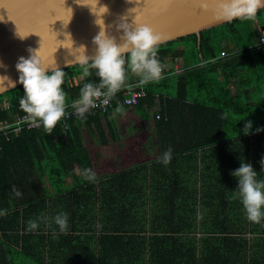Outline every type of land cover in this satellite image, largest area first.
Wrapping results in <instances>:
<instances>
[{"label":"trees","instance_id":"obj_1","mask_svg":"<svg viewBox=\"0 0 264 264\" xmlns=\"http://www.w3.org/2000/svg\"><path fill=\"white\" fill-rule=\"evenodd\" d=\"M263 25L264 7L158 44L169 67L128 69L106 112L0 136V264H264V218H247L231 174L246 160L264 180ZM63 70L69 102L99 84L94 68ZM126 89L142 91L136 104ZM23 91L0 95V121L29 115Z\"/></svg>","mask_w":264,"mask_h":264},{"label":"clouds","instance_id":"obj_2","mask_svg":"<svg viewBox=\"0 0 264 264\" xmlns=\"http://www.w3.org/2000/svg\"><path fill=\"white\" fill-rule=\"evenodd\" d=\"M207 3L208 0H201L203 7H207ZM213 3L214 11L228 21L254 19L258 9L264 6V0H213ZM55 20L57 19L51 22ZM96 23L100 25V31L93 37V43L96 45L95 55L92 57L86 55V46L81 44L77 47L80 51L75 57L80 64L94 68L100 78L98 85L86 83L80 89L76 112L81 117L91 107L96 106L97 98L104 97L103 102L108 103L109 99L124 86L128 69L139 75L142 80L159 79L161 75V66L157 59V44L160 37L154 33L150 25L139 23L133 28L127 22H121L117 27L123 29L122 43H117L116 38L105 31L104 23L101 25L97 20ZM49 30L51 31L50 28ZM34 33L42 37L40 49L43 36L38 32ZM39 49H29L30 55L20 56L15 65L19 73L18 82L24 89L19 104L35 123L42 124L46 131H51L65 113V95L61 87L65 71L58 66L51 67L45 64ZM56 50L57 48L54 53ZM0 66H3L2 62ZM6 78L11 81L12 86L17 83ZM252 125L253 121L246 120L242 131L248 134L252 130ZM261 130L260 127L256 128V131ZM170 158L169 149L164 153L161 162L167 164ZM260 163L264 170V157ZM258 173L246 160H241L240 166L231 172L237 178L238 195L247 218L253 222H260L264 218V180L257 179ZM54 222L61 231L68 227L66 214H57ZM37 226L36 221L29 222L30 229H36Z\"/></svg>","mask_w":264,"mask_h":264},{"label":"water","instance_id":"obj_3","mask_svg":"<svg viewBox=\"0 0 264 264\" xmlns=\"http://www.w3.org/2000/svg\"><path fill=\"white\" fill-rule=\"evenodd\" d=\"M61 4L70 13L64 22H51L49 28L53 32L49 34L48 13ZM214 6L213 0H208L207 7L202 6L201 0H0V76L17 81L12 86L10 80L0 77V95L21 85L15 67L18 58L28 57L29 49L40 47L42 37L34 32L22 35L23 28L34 27L43 36L39 49L43 62L63 69L80 64L75 57L81 44L86 46V55H95L93 37L100 31L96 20L104 23L105 31L117 43H122L123 29L117 27L121 22L133 28L139 23L150 25L160 37L158 44L190 34H196L199 41L201 31L228 22L214 11Z\"/></svg>","mask_w":264,"mask_h":264},{"label":"built area","instance_id":"obj_4","mask_svg":"<svg viewBox=\"0 0 264 264\" xmlns=\"http://www.w3.org/2000/svg\"><path fill=\"white\" fill-rule=\"evenodd\" d=\"M263 34L264 33L261 32V36L259 37L257 42L264 43V39H262V37H264ZM223 54L224 52L221 53V55ZM168 67L169 65L165 63L164 65L161 66V70L163 68L167 69ZM174 67L179 68V65L174 64ZM123 95L124 97L121 100L122 104L134 105L138 102L139 98L142 96V91L126 89ZM103 101H104V97L97 98L96 106L91 107L89 110H92L100 114L106 112L109 108L112 107V100L110 98L108 103H104ZM78 102H79V98L70 102L65 101V113L62 116V118L57 122L58 124H61L64 127V129L67 127L66 120H68L72 116L79 115L76 112V107L78 106ZM36 126H38V124L35 123L29 115H21V116L13 115L9 118L0 121V136H4L6 140H9L11 136L19 135L22 130L34 128Z\"/></svg>","mask_w":264,"mask_h":264},{"label":"snow or ice","instance_id":"obj_5","mask_svg":"<svg viewBox=\"0 0 264 264\" xmlns=\"http://www.w3.org/2000/svg\"><path fill=\"white\" fill-rule=\"evenodd\" d=\"M60 9H63V11L61 12ZM69 13H70V10L68 8H66L64 4L59 5V7L57 9H55L54 11H51V12L48 13L49 19H48L47 25H46L47 28H48L49 24L52 21V19H50V17H53L55 19H60V20H62L64 22L67 19ZM34 31H35L34 27L32 29L23 28L21 30L20 34H22V35L25 34V33L29 34V33L34 32ZM49 34H51V31H50Z\"/></svg>","mask_w":264,"mask_h":264},{"label":"crops","instance_id":"obj_6","mask_svg":"<svg viewBox=\"0 0 264 264\" xmlns=\"http://www.w3.org/2000/svg\"><path fill=\"white\" fill-rule=\"evenodd\" d=\"M65 96H66V95H65ZM65 101H68L66 97H65ZM128 147H129V145H128ZM119 155H121V154H119ZM116 157H117V156H116Z\"/></svg>","mask_w":264,"mask_h":264},{"label":"rangeland","instance_id":"obj_7","mask_svg":"<svg viewBox=\"0 0 264 264\" xmlns=\"http://www.w3.org/2000/svg\"><path fill=\"white\" fill-rule=\"evenodd\" d=\"M261 32L264 33V30L262 29ZM263 35H264V34H263ZM6 104H7V103H5V105H6Z\"/></svg>","mask_w":264,"mask_h":264}]
</instances>
